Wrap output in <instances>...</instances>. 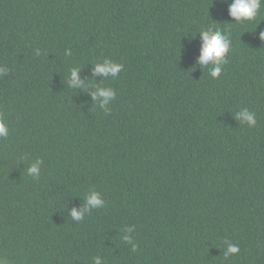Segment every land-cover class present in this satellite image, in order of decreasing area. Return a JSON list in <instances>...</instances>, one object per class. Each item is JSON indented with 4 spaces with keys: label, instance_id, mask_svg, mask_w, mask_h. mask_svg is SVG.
<instances>
[{
    "label": "trees",
    "instance_id": "16d2710c",
    "mask_svg": "<svg viewBox=\"0 0 264 264\" xmlns=\"http://www.w3.org/2000/svg\"><path fill=\"white\" fill-rule=\"evenodd\" d=\"M229 3L0 0L9 264H264V5L235 23ZM209 26L231 40L217 79L195 65ZM105 58L118 76L68 87L71 68L92 79ZM97 84L116 91L107 113L88 93ZM245 107L255 127L235 119ZM92 190L105 206L74 221L67 209ZM226 242L239 254L225 258Z\"/></svg>",
    "mask_w": 264,
    "mask_h": 264
},
{
    "label": "clouds",
    "instance_id": "9594fccd",
    "mask_svg": "<svg viewBox=\"0 0 264 264\" xmlns=\"http://www.w3.org/2000/svg\"><path fill=\"white\" fill-rule=\"evenodd\" d=\"M227 3V0H224ZM264 5V0H231L228 5V13L231 18L237 22L249 21L254 19ZM231 24V23H229ZM200 37L199 55L196 57L195 65L200 66L203 70L209 69V74L213 79L220 77L223 71V65L227 63L226 57L231 50L230 36L224 31L209 26L207 29L198 31ZM196 35V34H195ZM195 35L193 37H195ZM259 39L264 41V32H261ZM37 50V55H39ZM66 55H70V50H66ZM92 65V64H91ZM123 64L117 63L109 58L103 59L101 62H97L92 67V79L81 78L79 72L81 67H73L70 69L67 77L68 87L80 90L85 87L86 81H96V76L101 77V81L108 77H116L123 70ZM9 69L7 67H0V76L6 75ZM95 103L99 104V107L106 113L110 111L108 105L116 99V91L111 87H104L100 84L95 86V90L88 92ZM235 119L239 122L246 123L249 127H255L256 114L250 111L247 107L239 110L235 114ZM9 135V127L4 119L3 113H0V138H6ZM41 159H36L27 168L28 175L34 179H38L41 172ZM106 202L102 198L101 194L97 191H90L84 198L82 207H71L67 209L69 216L74 221H82L86 213L92 209H100L105 206ZM134 231V227L126 229V233ZM125 242L132 243L131 236L126 234L123 237ZM227 247L224 251V256L227 258L230 255L239 254V246L231 242H226ZM136 250L135 244H132V251ZM93 264H103L102 258L99 256L92 258ZM0 264H9L6 257L0 256Z\"/></svg>",
    "mask_w": 264,
    "mask_h": 264
}]
</instances>
